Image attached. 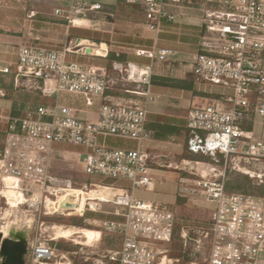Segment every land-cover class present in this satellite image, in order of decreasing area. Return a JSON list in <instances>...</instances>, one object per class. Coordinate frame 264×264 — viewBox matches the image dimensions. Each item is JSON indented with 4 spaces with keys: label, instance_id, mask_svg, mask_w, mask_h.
<instances>
[{
    "label": "built area",
    "instance_id": "2783aa9c",
    "mask_svg": "<svg viewBox=\"0 0 264 264\" xmlns=\"http://www.w3.org/2000/svg\"><path fill=\"white\" fill-rule=\"evenodd\" d=\"M61 1L68 5L66 12L56 8L54 14L72 25L89 26L87 11L101 10L96 2ZM142 2L149 29L159 31L163 20L175 18L163 5L180 0ZM200 10L202 31L191 70L199 90L214 96L202 97L203 103L193 96L185 122L186 152L200 158H182L179 165H172L141 147L149 137L144 102L151 99V66L116 63L122 77L140 89L129 91L134 96L128 98L100 102L95 119L78 117L56 101L38 104L24 116H5L0 145V240L10 224L26 228V264H72L68 252L50 243L58 237L44 234L41 218L85 211L110 216L99 224L116 238L96 264H183L187 242L206 245L202 264H264V196L227 188L237 173L264 177V0H203ZM75 18L83 23L75 24ZM75 46L62 50L19 46L14 86L38 90L46 97L58 92L78 94L86 105L101 100L108 83L106 72L70 60ZM174 53L155 46L135 51L151 60H166ZM10 73L9 64L0 65L1 75ZM108 136L134 140L138 146H108L101 142ZM56 160L96 178L75 188L71 178L51 173ZM156 167L184 172L179 181L192 186H181L179 191L198 193L214 203L210 220L192 222L135 197L134 190L153 189ZM99 190L105 193L104 203L97 197H83V192ZM73 191L78 192L75 202L69 199ZM57 202L62 207L52 209ZM104 205L115 208L104 210ZM176 239L182 246L178 256L172 255Z\"/></svg>",
    "mask_w": 264,
    "mask_h": 264
},
{
    "label": "crops",
    "instance_id": "0c3cea01",
    "mask_svg": "<svg viewBox=\"0 0 264 264\" xmlns=\"http://www.w3.org/2000/svg\"><path fill=\"white\" fill-rule=\"evenodd\" d=\"M86 1L101 4V10L87 11L89 26L72 25L63 16L55 15L54 10L56 8L65 12L68 8V5L61 0H0V65L9 64L11 69L9 75L0 74V89L3 92L1 96L14 94L13 103L16 100L15 93L19 90H25L28 93H37L41 95V98H47L38 90L14 86L12 72L15 69V52L22 45L62 50L66 46L77 44L82 39L97 41L99 55L86 53L83 46L74 49L73 53L68 55V58L106 72L108 83L101 100L95 99L91 105H86L83 98L78 94L58 92L52 95L55 96L54 102L69 106L74 110L76 116L88 119L96 118V110L100 102L121 100L134 96L129 92L134 88L126 87L131 82L125 80L114 67L116 63L120 62L113 64V70H106L107 60L105 56L108 52L124 54V63L130 62L142 66H151V74L164 75L170 71V74L182 77L184 70L191 69V63L197 51L198 36L202 31L200 8L203 5V0H195L194 5L181 2L164 4L163 8L173 14L175 18L173 21L163 20L159 31L149 29L142 0ZM152 46L173 49L175 51L174 55L166 59L170 63L165 64L163 60H151L135 54L138 48H151ZM172 62H177L178 66ZM196 88L199 90L197 85ZM169 89L170 87L150 85L149 95L151 99L149 100H154L151 95L156 94L158 96ZM180 92H183V90H180ZM184 92L191 95L189 102L192 106V99L195 95H192L189 91ZM197 96L200 98L198 101L203 103L202 97L206 96ZM142 98L145 97L142 96ZM45 101L36 105L46 104ZM11 105L7 109L0 107V111L6 110L10 113ZM187 115L167 121L159 114L148 112L146 129L149 132V137H153V126L155 125L176 126L181 128L182 132L170 137L168 140L182 137L185 149L188 136L185 128ZM255 130L258 136L259 122L258 128ZM101 142L113 147L135 148L138 146L134 140L114 136L101 137ZM104 196L105 193L101 192V197L98 196L97 198L104 201Z\"/></svg>",
    "mask_w": 264,
    "mask_h": 264
},
{
    "label": "rangeland",
    "instance_id": "374dc122",
    "mask_svg": "<svg viewBox=\"0 0 264 264\" xmlns=\"http://www.w3.org/2000/svg\"><path fill=\"white\" fill-rule=\"evenodd\" d=\"M135 83H130L126 85V87L131 89H140L135 87ZM14 95V94H13ZM13 95L8 94L7 96H0V107H4L7 109L10 107L13 101ZM17 95V96H16ZM27 95H35L37 96L35 104L39 102L44 103H53L55 100V96L41 98V95H37V93H28L27 91L19 90L15 93L16 102H21L24 99H29L26 97ZM154 97V100L145 101V108L151 114H159L163 119L169 121L175 117H183L187 115L188 110L191 109V105L189 102V98L191 95L188 92H180V89L170 88L168 91H163L161 94L156 96V94L151 95ZM31 99V98H30ZM33 102L28 101L27 105L34 107L32 105ZM0 145L3 137L4 130V121L5 116L10 115L6 110L0 111ZM254 128H258V118H255ZM256 131V130H255ZM254 136L256 137V132H254ZM122 145V144H117ZM141 147L148 151L149 153L156 155L157 157H165L172 165H179L182 158L187 159H195L200 158L199 156L184 154V140L182 137H175L170 140H158L153 137H147L141 142ZM54 168L51 170V173L54 175H58L64 178H71L74 182L73 185L75 188H79L82 186L83 182L94 181L95 177H89L88 175H82L80 173L74 172L72 170L67 169L66 162L61 160H56L54 163ZM152 175L154 177L155 185L152 190L140 189L134 190L133 195L137 198H141L147 201L154 202L164 207L165 209L171 211L174 215L184 218L186 220L192 222H200L203 223L210 220L215 205L212 202H209L204 199V197L198 193H181L179 191V187L192 186L189 183L180 182L179 178L183 175H186L184 172L178 169H173L171 167H156L152 171ZM237 178L238 175L235 174L231 178ZM249 177V176H248ZM230 178V179H231ZM253 184H262L264 183V177L261 179L255 177L251 178ZM90 186H87L89 189ZM243 191V190H240ZM245 192V191H244ZM84 196H92L97 197L95 192L91 193H82ZM255 195L264 196V193L258 194L253 193ZM101 197V195H100ZM100 200V199H99ZM101 202V200H100ZM104 203V202H102ZM113 205H104V210H114ZM71 216L75 215H61L58 213L52 215H44L41 219L44 221V234L46 236H51L55 232L58 233V236H61L65 233V229H55L52 228V225L61 226V227H69L75 229H87L91 232V236L89 239H86L82 234L80 237L78 234L68 235L65 238L58 237L55 242H62L65 244L78 245V247L69 253V257L72 261V264H96L101 260V254L106 252V249L113 247L116 244V238L114 235H111L103 230L102 226L99 224L101 220L108 218L104 213L101 212H92L85 211L83 214V222L91 228H81L70 225L72 222ZM12 219V218H11ZM87 219V221H84ZM16 227L13 224L8 225L6 228ZM100 238L96 240L99 236ZM114 236V237H113ZM192 237H196V234L191 233ZM172 255L178 256L181 254V244L178 239L175 240L172 246ZM207 251L206 245L202 247H196L195 244L186 243L185 252L181 259L183 260V264H191L193 261H197V264H202L203 254ZM191 256V257H190ZM104 261V260H102Z\"/></svg>",
    "mask_w": 264,
    "mask_h": 264
},
{
    "label": "trees",
    "instance_id": "16d2710c",
    "mask_svg": "<svg viewBox=\"0 0 264 264\" xmlns=\"http://www.w3.org/2000/svg\"><path fill=\"white\" fill-rule=\"evenodd\" d=\"M181 3L187 4V5H194L195 0H180ZM107 63H106V70L111 71L113 70V64L116 62L124 63L125 62V56L124 54H115L114 52H108L107 55L105 56ZM162 62V61H161ZM163 63H170L167 60H163ZM176 64L177 62H172ZM178 66V64H176ZM170 70V69H169ZM151 85H158V86H163V87H170V88H176L180 89L183 91H189L192 95H201V96H214L213 93L209 92H203L201 90H198L196 88V83H195V76L192 72V70H184V74L182 77H177L172 74H170V71L168 74L164 75H157V74H151ZM39 95V94H37ZM26 97H30L29 99H24L21 102H16L14 101L11 105L10 108V115L11 116H24L26 112L31 110V107L27 105L28 101L33 102L32 105H36V99L37 96H29L27 95ZM154 132H153V137L156 139L160 140H168L170 137L174 135H178L182 132V129L176 126L172 125H166V124H158L153 126ZM188 131L186 132V134ZM184 154H187L186 149ZM239 176L237 178H231L227 182V188L235 191H240L243 190L246 193H258L262 194L264 193V183L262 184H253L252 179L248 177V175L242 174V173H237ZM75 185V184H73ZM83 215H78V216H71L72 222L69 223L72 226L75 227H81V228H91L88 225H86L83 222ZM114 237V236H113ZM52 245H55L56 248L60 251L64 252H71L75 250L78 245H71V244H65L62 242H50Z\"/></svg>",
    "mask_w": 264,
    "mask_h": 264
},
{
    "label": "water",
    "instance_id": "95a60500",
    "mask_svg": "<svg viewBox=\"0 0 264 264\" xmlns=\"http://www.w3.org/2000/svg\"><path fill=\"white\" fill-rule=\"evenodd\" d=\"M85 47V52L99 55L98 43L91 39H82L75 48ZM28 230L11 227L0 240V264H26Z\"/></svg>",
    "mask_w": 264,
    "mask_h": 264
},
{
    "label": "bare ground",
    "instance_id": "6f19581e",
    "mask_svg": "<svg viewBox=\"0 0 264 264\" xmlns=\"http://www.w3.org/2000/svg\"><path fill=\"white\" fill-rule=\"evenodd\" d=\"M74 23L75 24H82L83 21L82 20H79L77 18L74 19ZM101 192H103L102 190H99V191H95V195L98 197L101 195ZM78 192L77 191H73L71 193V196H74L73 198H69L70 200H72L73 202H75V196ZM101 202H104V201H101ZM59 205L62 207V204L60 203H54L53 206H52V209H55V208H58ZM65 229V233H63L61 236H58V233L55 232L56 236L57 237H62V238H65L66 236L68 235H73V234H78L79 237H80V234H82L84 237H86V239H89V237L91 236V232L87 229H82V230H79V229H75V228H69V227H61V226H55V229ZM10 228H8L6 231H9Z\"/></svg>",
    "mask_w": 264,
    "mask_h": 264
}]
</instances>
